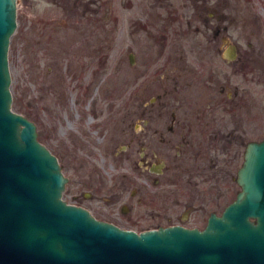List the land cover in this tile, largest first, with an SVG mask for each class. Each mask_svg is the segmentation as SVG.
Wrapping results in <instances>:
<instances>
[{"label": "flooded vegetation", "instance_id": "obj_1", "mask_svg": "<svg viewBox=\"0 0 264 264\" xmlns=\"http://www.w3.org/2000/svg\"><path fill=\"white\" fill-rule=\"evenodd\" d=\"M139 1L146 5L134 21V34L141 27L153 29L147 33L155 51L147 54L144 75L136 79L134 117L121 123L122 118L104 117L100 110L78 122L68 150L71 195L64 199L98 221L138 233L170 226L190 228L185 223L198 211L207 214V226L210 217L222 216L241 191L237 176L251 143H246L250 139V76L257 72L258 82L264 80V70L255 63L263 59L264 49L251 41L246 49L229 43L223 36L228 26L200 21L196 14L192 19L183 14L186 20H179V30L169 32L172 21H178L175 11L170 15L173 20H166L171 0H134V8H139ZM192 1L201 6V0ZM234 22L238 23H229ZM198 24L210 36L195 40L186 52L181 41L184 34L202 32ZM246 35L250 37V31ZM219 57L229 69L220 68ZM134 66L138 67L135 54ZM95 120L96 136H92L85 125ZM242 154L234 174L231 167ZM78 156L83 157L80 165L74 161ZM106 161L111 171H106ZM227 179L238 190L222 212L207 213L202 205H195L199 187H216ZM180 188H193L183 203L177 194ZM179 206L184 207L181 213L176 211ZM161 220L179 223L151 224Z\"/></svg>", "mask_w": 264, "mask_h": 264}, {"label": "rangeland", "instance_id": "obj_2", "mask_svg": "<svg viewBox=\"0 0 264 264\" xmlns=\"http://www.w3.org/2000/svg\"><path fill=\"white\" fill-rule=\"evenodd\" d=\"M139 2V8H134V0L18 2V27L11 39L9 53L13 107L37 125L39 140L59 158L67 177L71 174L70 136L78 128V122L87 116L93 117L95 111L100 110L104 117L122 118L121 123L134 117L136 79L144 75L147 54L155 51V42L147 33L153 29L147 31L141 27V31L134 34V21L146 5ZM171 4L166 20L172 21L170 15L175 11L178 21H172L169 32L179 30V20H186L183 14L187 19L196 14L200 21L228 26L223 36L228 37L229 43L236 42L239 48L246 49L247 42L251 41L258 49H264V0H206V3L201 0L200 7L192 0H171ZM211 13L215 14L214 18ZM230 20L238 23L230 24ZM196 26L202 32L184 34L181 41L186 52L195 40L210 36L201 24ZM257 27H262V31L259 32ZM248 31L250 37L246 35ZM130 54L137 56L138 67L131 63ZM262 57L255 63L264 70V51ZM218 64L221 69H229L222 57ZM250 79V139L246 143L264 140V80L258 82L257 72L251 73ZM96 122L85 125L92 136H96ZM82 156L74 158L76 165L81 164ZM242 160L243 154L231 167L234 174ZM104 166L106 171L112 170L109 161L104 162ZM71 188L67 186L65 199H69ZM180 190L177 194L183 203L189 199L193 188ZM237 190L231 179L218 182L216 187H199L195 205H202L207 213L210 210L222 212ZM183 210V206L176 209L178 213ZM206 216L201 211L194 212L185 225L204 228ZM170 223L179 221L161 220L151 224L165 226Z\"/></svg>", "mask_w": 264, "mask_h": 264}, {"label": "water", "instance_id": "obj_3", "mask_svg": "<svg viewBox=\"0 0 264 264\" xmlns=\"http://www.w3.org/2000/svg\"><path fill=\"white\" fill-rule=\"evenodd\" d=\"M18 2L0 0V264H264V140L248 145L237 199L204 230H124L63 199L58 157L13 107Z\"/></svg>", "mask_w": 264, "mask_h": 264}, {"label": "trees", "instance_id": "obj_4", "mask_svg": "<svg viewBox=\"0 0 264 264\" xmlns=\"http://www.w3.org/2000/svg\"><path fill=\"white\" fill-rule=\"evenodd\" d=\"M15 104V103H14Z\"/></svg>", "mask_w": 264, "mask_h": 264}]
</instances>
